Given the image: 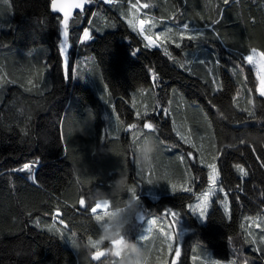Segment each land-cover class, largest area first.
<instances>
[{
  "label": "trees",
  "instance_id": "16d2710c",
  "mask_svg": "<svg viewBox=\"0 0 264 264\" xmlns=\"http://www.w3.org/2000/svg\"><path fill=\"white\" fill-rule=\"evenodd\" d=\"M50 2L12 0L9 9L0 0V78L14 81L0 83V264H112V239L104 237L103 221L92 210L102 199L108 210L119 211L133 194L138 210L124 213L126 237H137L144 224L134 220L137 212L146 219L174 208L189 230L182 240L184 264H194V258L196 264H264V252L254 251L264 249V100L258 98L253 69L245 64L243 72L232 71L237 51H264V0H230L227 6L222 0H151L164 24L174 28L185 22L203 27L209 17L220 18L217 6L223 9L216 26L220 39L184 40L179 49L169 44L177 59L194 61L193 74L179 69L162 49H143L138 43L139 36L126 26L134 0H96L89 6L93 0H81L66 21L50 11ZM173 14L175 20L168 19ZM81 21L77 32L70 33V25ZM60 26L63 47L71 48L69 78H62ZM85 28L89 38L80 41ZM138 46L142 51L134 55ZM209 67L221 85L217 92L211 90ZM102 93L111 95L110 103ZM157 100L169 109L167 116L159 110L151 114ZM145 106L147 119L158 127L149 133L138 127L141 138L131 142L124 128L132 123L142 128L135 112ZM173 121L197 149L175 135ZM147 137L158 147L152 167L142 169L136 148ZM187 149L195 163L182 155ZM37 158V183L28 173L11 171ZM201 158H215L221 172L217 188L225 189L228 201L223 204L225 192H217L205 218L187 208L207 188ZM120 176L128 181L123 192L114 190ZM189 186L192 191H184ZM84 203L87 211L80 206ZM50 226L59 231H49ZM103 249L106 254L93 261L91 256ZM161 261L168 264L165 255L163 260L150 256L145 264Z\"/></svg>",
  "mask_w": 264,
  "mask_h": 264
},
{
  "label": "snow or ice",
  "instance_id": "6c2138e0",
  "mask_svg": "<svg viewBox=\"0 0 264 264\" xmlns=\"http://www.w3.org/2000/svg\"><path fill=\"white\" fill-rule=\"evenodd\" d=\"M101 2V0H100ZM230 0H222L223 5L227 6L229 4ZM96 0H93L92 3L86 5H95ZM5 4L7 5V7L10 9L13 5H12V0H5ZM85 6V11H89L90 9L88 7ZM151 7H153V5L149 4V3H143V8L141 9V12L139 13V17L142 20V27L141 28H136L133 27V23L135 22L134 20L130 23H126V26L133 32L136 33L139 38H140V42H142L143 44V49H154V48H160L163 50V55L166 56L169 60L173 61L174 64H176L178 66L179 69L183 70L186 73L189 74H193L194 69L192 67L194 61H190L187 59L184 60H179L177 59L174 54L169 50V44H174L176 48H181L182 47V42L184 40H189V41H196V42H200V41H209V40H214V39H220V32L217 30L216 26L219 25L221 23V20L223 18L224 15V11L223 9H221L219 6H217V15L220 17L218 19H211L210 17L208 18V20L205 22L203 27L200 26H192L190 27L189 23H182L179 24L177 27H165L163 31H160V35L157 36L155 32H153L154 29L157 28L158 23L159 24H164V19L163 18H157L154 15H149L148 12L146 11H142V10H147L150 9ZM56 14H58L59 16V12H54ZM143 15L144 18H141V16ZM175 15L173 14V16L169 17L168 19L170 20H175ZM73 19H75V17H73ZM201 20H205L204 16H200ZM59 25V21L57 22ZM83 25V21H81L78 24H73L70 25L69 31L70 33L72 32H77V30ZM9 27H11V25H9ZM117 27V26H116ZM99 30H103V29H93V32H98ZM211 31L212 35L209 36L208 32L206 31ZM62 26L59 27V35L61 37L59 43H58V54L59 57L61 58V63H62V78H69L70 76L73 75V68L71 65V60H70V49H65L63 47L64 45V40L62 37ZM92 32V35H93ZM151 35L152 40L155 41L154 44H149L148 41L145 39L146 36ZM94 37V36H93ZM71 39V36H70ZM74 46V45H73ZM142 51L141 47H137L135 48L132 52L133 54H137L140 53ZM66 53V55H65ZM264 53V51H258L257 48L255 47H251L248 49L247 54H244L242 52L237 51L235 53L236 56V60L233 61L234 63V67L232 69V71L235 73L237 69L240 70V72L244 71V65L246 64L247 66H249L250 69L254 70V74H255V78L258 81V73L262 70V67H264V58L261 57V54ZM252 56L253 57V61L249 62L248 61V57ZM65 59H66V70H65ZM231 59V57H230ZM257 61H260V63H257ZM199 64L203 65L206 63L205 60H199L198 61ZM219 61L216 62V65L218 66ZM151 71H149L151 78L153 80L154 86L159 87V84L156 83V81H158L159 77L157 75V72L155 71V69L151 68ZM77 72L79 75H82L79 71V65H77ZM208 74L209 76H211V84H212V91L213 92H217L221 89V85L218 83L217 78L215 76V74L213 73V69L211 67L208 68ZM0 83H14V81H8V80H3L2 78H0ZM205 83H207V81H205ZM29 84L31 85L32 82L29 81ZM32 88H35V85H32ZM32 88H28L26 89L27 91H31ZM249 91H252V89H249ZM109 92L110 88H109ZM101 97L104 101H106L107 103H110V99H111V95H107V94H101ZM258 98L261 100H264V96H260L258 93ZM168 103L170 104L171 101H168ZM133 108H136V104L135 102H133ZM112 110L115 113L116 109L114 106H112ZM159 110V114L162 116H167L169 109L167 107L163 106V103L160 100H157L156 103L152 106L151 109V114H156L157 111ZM135 116L137 118V120L139 122H142V128L140 126V123H132V125L127 124V127L124 128V131L126 133H130L131 134V142H135L137 141L139 138H141V133L138 132V127L140 129H142V133H149V132H155L157 129V125L152 122L150 119H147L150 116V112L148 111L147 106H145V110L144 111H139L137 110L135 112ZM145 120H147V127H144ZM116 121L119 125H123V121L120 119L119 115H116ZM173 130L175 132V135L177 137H179V139L181 141H183L184 144L189 145L192 149H197V145L192 141V139H190L189 136H185L181 131L176 130L175 128V122L173 121ZM157 140H159V138L157 137ZM186 155L191 156L192 153H186ZM219 157L216 159L218 160ZM39 163V159L37 158L36 160H33L31 162H25L23 163L19 168H14L11 171L13 172H22V173H28V178L33 182V183H37V179L35 174L33 173V166ZM198 163L200 165H202L203 167L207 168V182L209 181V177H208V172L210 171L208 164L203 162V159L201 158ZM216 163V162H215ZM216 168H217V173H219V175H217L215 177V183L214 185H210L208 182V187L206 191L202 192V197L204 196V193L207 192L209 194L210 197H213L217 192H225V189L223 187L217 188L216 185L220 182V177H221V172L218 168V164L216 163ZM151 175V174H150ZM137 176L139 177V175L137 174ZM151 182V181H149ZM173 184V192L175 193L177 191V185L175 183ZM188 190H184L187 192H191L192 188L191 186H189L187 188ZM227 203L228 205V201H227V193L225 192V197L222 201V203ZM83 210L87 211L88 210V204L84 203L83 205ZM188 208L191 210L192 213H196L197 209L199 211V216L200 218H205L207 212L205 211L206 205H200L199 203L193 205V204H188ZM99 209H95L94 211L98 212ZM168 211L170 212L171 216L173 218L178 217L179 213L176 211H173L171 209H168ZM61 221H63L64 224V220L60 219L59 223L61 224ZM62 224V225H63ZM163 226V225H162ZM49 231L52 232H58V229H54L51 226L49 227ZM166 238V237H165ZM249 244H254L255 241L254 240H248L247 241ZM254 251H260V252H264V249H260V248H256L254 249ZM169 252V256L170 259L168 261V264H184V259L182 256V245L180 244L179 239H173L171 241V247L168 250ZM175 257V259H171V257ZM211 264H219L218 261H212ZM231 264H235V261L233 260L231 262ZM245 264H249V262L247 260H245Z\"/></svg>",
  "mask_w": 264,
  "mask_h": 264
},
{
  "label": "rangeland",
  "instance_id": "374dc122",
  "mask_svg": "<svg viewBox=\"0 0 264 264\" xmlns=\"http://www.w3.org/2000/svg\"><path fill=\"white\" fill-rule=\"evenodd\" d=\"M107 2L108 0H106V3ZM133 20H134V17H132L131 15V18H129L128 23L132 22ZM135 21H136V18H135ZM134 26H135V22L133 23V27ZM81 36H83L84 40L89 38V32L86 28L82 30ZM62 37L63 39H65V32L62 33ZM261 57L264 58V55L261 54ZM248 61L252 62L253 57L249 56ZM257 63H260V61H257ZM257 93H259L260 96H264V67H262V70L258 73ZM191 150L187 149L185 152H183L182 155H184V158L185 156H188L190 158L191 163H195V156ZM189 152L192 153L191 156L186 155V153H189ZM214 159L215 158H212V159H209L207 162H205L208 164V167L210 169V171L208 172V177H209L208 182L210 185H214L215 177L218 175L216 163H214ZM182 160H183V157L181 158V161ZM207 187H208V183H207ZM212 200H213V197H210L209 194L205 192L203 197H202V193L197 195L195 201L192 204L195 205L199 203L200 205H206L205 211H207ZM107 205L108 204L106 200L101 199L97 201L95 207L93 208V213L98 214L97 218L99 220H102L104 225L108 224L110 219L115 215L116 212H118V210L109 211ZM95 209H99L98 212L94 211ZM168 209L178 212L179 213L178 217L173 218L170 212L168 211ZM168 209L163 210L162 214L154 215L146 219L143 213L137 212L134 215V220L136 222H143L145 220L144 224L141 230L139 231L137 237L133 239H130L128 236L126 237L125 234H122L121 237H119V239H115V238L112 239L111 244H110L111 246L109 248V251L112 252V254L114 255V259H112L113 261L112 264H119L120 260L124 258L123 255L114 254V250L118 247L119 243L124 238H128L134 241L139 247L144 249L147 253V258H149L150 256H159L163 260V256L165 255V258L168 263L170 259L168 250L171 247V241L173 239L178 238L181 244L183 237L189 232V230L187 229L185 225L186 219L181 215V213L174 208H168ZM196 214L199 216L198 209H197ZM123 217H124V214H122V218ZM125 219L127 220V218ZM106 252H107L106 249H103L100 251L98 250L97 254L91 256L92 260L94 261L100 258L104 254H106ZM171 259H175V257L173 256L171 257ZM197 260H198L197 258L193 259L194 264H196ZM209 261L212 262L215 260H209ZM162 263L166 264V261L165 263L161 261V264ZM205 263H209V262L205 260ZM143 264H145V261L143 262ZM219 264H222V262H219Z\"/></svg>",
  "mask_w": 264,
  "mask_h": 264
},
{
  "label": "clouds",
  "instance_id": "9594fccd",
  "mask_svg": "<svg viewBox=\"0 0 264 264\" xmlns=\"http://www.w3.org/2000/svg\"><path fill=\"white\" fill-rule=\"evenodd\" d=\"M157 147L158 145L153 137H147L137 146L136 153L142 169H150L152 167ZM113 183L115 191L123 192L127 189L128 181L126 176L118 177ZM137 210L138 200L133 194L125 201V206L115 213L108 224L104 225V237L106 239H119L127 223L126 219H122V214L135 213ZM85 247H90V245H85ZM114 254L124 256L119 264H143L147 259L146 251L128 238H124L119 243L118 247L114 250ZM88 255L90 256L91 252Z\"/></svg>",
  "mask_w": 264,
  "mask_h": 264
},
{
  "label": "crops",
  "instance_id": "0c3cea01",
  "mask_svg": "<svg viewBox=\"0 0 264 264\" xmlns=\"http://www.w3.org/2000/svg\"><path fill=\"white\" fill-rule=\"evenodd\" d=\"M134 1H135L134 4L131 5V9L129 10V11H130V18H131V15H132V17H134V21H135V18H136L135 26H134V27H136V28H141V27H142V20H141L140 17H139V13L141 12V9L143 8V3H149V4L153 5V7H151L150 9H147V10H142V11H146V12L149 13V15H154V16H156L157 18H162V15H161L160 11L157 10L156 6L154 5L153 2H151V0H150L149 2H148V0H145V2L140 3V5H138V4L136 3L138 0H134ZM135 12H136V13H135ZM141 18H144L143 15L141 16ZM166 26H167V25H165V24H162V25H161V24L158 23L157 28L154 29L153 32H155L156 35L159 36V35H160L159 32H160V31H163L164 28H165ZM167 27H171V26H167ZM80 37H81V35H80ZM145 39L148 41V43H149L150 45L155 43V41L152 40L151 35L146 36ZM79 40H80V39H79ZM80 41H81V40H80ZM184 237H185V236H184ZM184 237H183V239H184ZM181 238H182V237H181ZM183 239H182V240H183ZM181 245H182V242H181Z\"/></svg>",
  "mask_w": 264,
  "mask_h": 264
},
{
  "label": "water",
  "instance_id": "95a60500",
  "mask_svg": "<svg viewBox=\"0 0 264 264\" xmlns=\"http://www.w3.org/2000/svg\"><path fill=\"white\" fill-rule=\"evenodd\" d=\"M80 1L81 0H51L50 11L53 14H56L54 12H59V16L62 20L66 21L69 17L77 13L80 8ZM53 221H57L56 217L53 218Z\"/></svg>",
  "mask_w": 264,
  "mask_h": 264
}]
</instances>
